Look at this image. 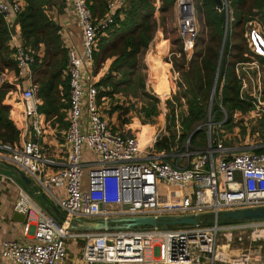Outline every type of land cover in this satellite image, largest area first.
<instances>
[{"label": "built area", "instance_id": "1", "mask_svg": "<svg viewBox=\"0 0 264 264\" xmlns=\"http://www.w3.org/2000/svg\"><path fill=\"white\" fill-rule=\"evenodd\" d=\"M69 1L81 31L82 52L68 51L64 72L69 83L67 129L62 154L56 155L44 147L47 117L40 111L43 101L34 80L35 51L22 43L10 23L25 4L23 0H0V16L10 31L9 42L17 63L13 81L6 69L0 74V86L17 87L21 107L19 120H15L19 141L0 140V163L23 172L61 212V218L56 219L37 207L21 188L15 211L26 216L23 240L0 244V264H70L69 244L77 241L83 242V248L80 262L74 264H217L227 258L218 249L221 232L229 242L237 233V241L246 238L249 243L234 264H254L251 247L264 243V221H218L222 212L264 207V152H258L264 149V143L241 150L226 144V130L223 136L220 133V128L231 122L223 96L226 76L221 72L226 42L231 40L236 22L229 1L221 0L223 6L215 8L225 22L209 122L204 126L205 144L193 147V133L171 154L157 152L155 139L142 147L138 135L115 130L101 110L98 87L85 82L84 69L94 64L99 33L114 23L111 13L115 2L98 20L92 0ZM155 2L158 12L161 0ZM175 9L182 43L177 56L184 54L190 61L199 38L195 0H175ZM254 23L245 25L246 49L234 72L240 101L255 108L252 119H264V66L259 61L264 58V31ZM174 78L178 80L179 74L175 72ZM213 99L218 110L213 107ZM217 113L223 116L222 122L213 119ZM238 114L235 112V116ZM177 136L179 140L181 135ZM209 214L215 219L206 225L75 229L80 222L92 220L201 218ZM246 232L249 234L245 237Z\"/></svg>", "mask_w": 264, "mask_h": 264}, {"label": "trees", "instance_id": "2", "mask_svg": "<svg viewBox=\"0 0 264 264\" xmlns=\"http://www.w3.org/2000/svg\"><path fill=\"white\" fill-rule=\"evenodd\" d=\"M23 1L25 2L24 9L16 18L20 33L14 32L26 47H31L34 51L39 50L41 46L45 49L42 58L39 55H35L36 64L33 67L34 80L39 86L38 95L43 101L40 111L47 118H54L57 123L64 125L65 114L62 112V109L68 105H65L63 100L68 103L69 83L68 80L64 81L62 76L68 64V53L62 44L60 28L47 14L46 6L48 0ZM228 1L234 10L237 26L243 29V33L244 27L249 21L258 18L264 20V0ZM154 3L155 0H129L127 8L113 13L114 23L99 33L94 54L95 73L97 74L100 71L107 60L114 59L107 74L97 84L100 104L103 98L114 97L122 93L126 94L129 90H132L134 78L140 71L141 57L149 49L158 29ZM202 3L198 9L203 11L206 18L207 39H201L199 36L195 53L189 62H187L186 57H183V54L180 57V61L177 58H174V61H172L179 72L183 71L182 77L185 78L184 81L189 86L187 92L184 93L187 97L188 114L182 120L183 134L178 141L174 136L164 137L156 141L155 148L158 151H169L174 144V140L181 148L187 139L192 125L202 120L205 116V109L200 105L199 99L201 102L202 100H207V95L214 81L220 47L223 41L225 18L223 14L215 9L217 6L215 0H203ZM161 4V13L166 12L175 6V0H161ZM91 8L93 13L97 15L96 7L93 6ZM100 16H103V13H100ZM10 37L8 26L4 18L0 16V74L6 69L17 73V63L13 59V51L8 46ZM162 40L163 38L157 43L160 63L155 65V70L158 73L161 65H163L161 66L163 68L168 66L167 63L162 61L165 56L161 50ZM244 43L245 39L242 35L238 59L230 62L228 57H230L231 49L228 40L222 59L221 72L225 73L226 76L223 95L224 104L231 112L251 108V104L242 103L239 99V84L234 72L235 63L243 60ZM180 52H182V44ZM261 62L264 64V59ZM43 67L42 71L37 70ZM35 74L37 78H35ZM159 76L161 77L160 73ZM159 84L160 94L166 97L167 95L161 80ZM180 85H183V79H181ZM12 88L10 85L0 86V140L16 143L19 141V131L9 118V108L3 105ZM140 89H145L143 80ZM138 90L136 88V95L139 93ZM146 96L153 99V105L151 108L145 106L142 109L145 112L146 120H151L153 117L159 115L157 106L159 101L147 93ZM117 109L123 110L122 107H116L115 110ZM175 118V111L172 109L168 123L169 131L172 127L175 128ZM153 136L154 133L151 136L147 135L146 142ZM193 137L192 140H195L194 135ZM258 152H264V149L258 150ZM49 212L53 213L51 209H49ZM210 222L209 220L208 224ZM227 222L234 223L233 221ZM227 222L221 223L228 224ZM175 227L177 226H171L170 228Z\"/></svg>", "mask_w": 264, "mask_h": 264}, {"label": "rangeland", "instance_id": "3", "mask_svg": "<svg viewBox=\"0 0 264 264\" xmlns=\"http://www.w3.org/2000/svg\"><path fill=\"white\" fill-rule=\"evenodd\" d=\"M113 1L114 0H100V7L107 8L108 4H110ZM202 2L203 0H195L197 20H198V25H199V36L201 37V39H207L206 25H205L206 18H205L203 11H200V9H198V7L203 4ZM155 16L158 21V29L154 37V41H153L154 45L152 46V48H149L148 51H146L145 54L142 55L141 57V63L139 67L140 71H139V74L134 78V86L132 90H129L126 94L122 93V94H117L114 97H108L106 100V103L104 104V107L110 109L111 113H114V112L118 113L116 117L118 116L117 120H120L121 124L122 123L124 124V121H125L126 124L132 125L133 133L138 135L140 139L142 137L144 142H146L147 135L151 136L153 133H154L155 141H158L164 137H170V136H174L175 139H177L178 141L177 133L179 135L183 134L182 120H183V117L188 114L187 97H186V94L184 93L187 92L189 86L188 84L185 83L184 81L185 78L182 77L183 71L179 72L174 63H172V68L169 67L168 74H170V77H171L170 81L172 82L170 83L171 86H170L169 94L166 97H164L160 94V84H159V81L157 80L159 78L158 71H155V73H153L152 75L151 69H149V66H147L145 62L146 59L148 58L150 61V64H152L153 61L151 62V58L152 56L155 57L156 55L155 43L160 38H163V37L169 41V45H170L169 55H167V59L170 58L172 61H174V58H177L180 61V57H178L177 55L180 53L182 43L177 33V14H176L175 6L171 10H168L162 13H161V8H160V10L156 12ZM253 22H255L254 24H256L258 28L264 31V20L263 19L258 18V19L253 20ZM245 28L246 27H244V32H245ZM242 35L244 36L243 29L238 27L237 23L235 22L233 25V34H232V37H230L231 40L228 39L229 43L230 44L232 43V48L230 50V57H228L230 62H234L238 59V51L241 46ZM221 47H223V45H221ZM245 49L246 47L244 43L243 52L245 51ZM43 52H44V48L41 46L39 50L35 51L34 55L41 54V56H43ZM164 57H163L164 61L162 60L163 62H165ZM183 57H185L184 54H183ZM155 60L158 61L159 58L155 57ZM168 63L170 64V62ZM43 69L44 67L38 68L37 70L42 71ZM175 72L179 74L178 80L177 79L175 80L174 78ZM36 74H35V78H37ZM150 75H151V78H150ZM181 79H183L182 86L180 85ZM142 80L145 84L144 90L140 89V86L142 85ZM213 85H214V81L207 95V100L205 101L202 100L201 102L199 99L200 105H202L205 109L204 118L200 120L199 122H196L195 124L192 125V128L189 130V133L187 136V139H188L194 133L195 140H192V145L195 148H199L200 146L202 147L206 141V137L204 136V128H205L204 126L209 122L208 114H209V107L211 106V99H212L211 94H212ZM136 88L139 89L138 95L135 94ZM146 93L154 98H157L159 101L157 104L158 109H159V115L156 117H153L151 120H146L145 112L142 109L145 106H148L151 108L153 105V99L148 98L146 96ZM13 96H10V97H13ZM15 98H16V101H18V95L15 96ZM11 105H13V103H11ZM116 107H122L123 110L121 109L115 110ZM213 107L215 110H218L215 99H213ZM172 109H174L177 119L175 118V128L172 127L171 130L169 131L168 123H169V116L171 115ZM226 110L229 113V119L231 118V123L220 128L221 136L224 135V130H226V135H227L225 137L226 144L237 146L241 150H247L252 146H256V145L264 143V119L259 118V117H255V119L251 118L250 114L251 112L255 110L254 107H251L250 109H246L242 111L234 110L231 112L230 109L226 106ZM235 112H238L239 114L235 116ZM214 118L216 122L223 121V116L219 113L213 116V119ZM144 121L147 123H145ZM57 140L59 142L58 145L50 146L48 144H44V147L50 153L61 155L63 151L62 141L60 138H58ZM176 144L177 143L174 140V144L171 147V149L169 151H165V153L166 154L174 153ZM154 149L157 152H163V151H158L155 148V144H154ZM86 158L91 159L89 155H87ZM239 222H248V221H239ZM248 234L249 233L246 232L244 236L246 237ZM236 238H237V233H234L233 240L229 242L224 238L222 232L219 234L218 236V243H219L218 247L219 248L218 249H219V252H223L225 254L224 259L226 257L227 258L225 262H217V264H234V260L235 258L238 257L239 253L249 247V243L248 241H246L247 240L246 238L244 242H239L237 241ZM82 248H83L82 241L72 242L69 244L70 264H74L75 262H78V261L80 262L81 255H82ZM251 256H252V260L254 264H264V243L263 242H257L252 245Z\"/></svg>", "mask_w": 264, "mask_h": 264}, {"label": "crops", "instance_id": "4", "mask_svg": "<svg viewBox=\"0 0 264 264\" xmlns=\"http://www.w3.org/2000/svg\"><path fill=\"white\" fill-rule=\"evenodd\" d=\"M10 1H15V0H10ZM114 2H115V6H114L113 12L111 13L112 15L115 11L127 8L128 4H129V0H119V2H116V0H114L111 3H114ZM23 3L25 4L24 1H23ZM110 4H108L107 8L106 7L102 8V7H100V0H92V7L93 6L96 7L97 15L94 14L95 18L98 20L104 18L105 15L108 13V9H109ZM46 11H47L48 16L60 28L62 44H63L64 49L67 51V53L69 50H72V49L77 51L78 53H81L82 52L81 31H80V28L77 24L76 16L72 10V6H71L70 1L69 0H48V4L46 6ZM100 13H103V16H100ZM16 18H17V16L12 17L10 23H11L12 29L18 34V32L20 31V28H19V25H18ZM160 40H161V38L155 43V51H156L155 57H157V58H160V56L157 52V43ZM167 41L168 40L163 37V40H162L163 43H162L161 50H162V54L166 55L164 57V59H165V63H167L168 66L163 68V67H161L163 65H161L159 67V73H160L161 77L159 76V78L157 80L158 81L161 80L162 83H163V72L167 71L168 67L172 68V64L170 62L172 60L170 58L167 59V55H169V50H170L169 41L168 42ZM153 45L154 44L152 42L150 44L149 48H152ZM8 46L11 49L10 42L8 43ZM39 57L42 58L43 56H41V54H40ZM155 57L152 56V58H151V56H150L151 62L153 61L152 64H150V61L148 58L145 61L147 66H149V69H151L152 75L156 71L155 65L156 64L158 65L160 63L159 60L158 61L155 60ZM161 59H162V57H161ZM113 60L114 59L107 60L106 63L103 64L102 68L100 69V71L97 74L95 73L94 64L92 66L91 65L87 66L84 69L85 82L89 83V84L95 83L97 86L99 81L107 74ZM240 61H242V60H240ZM259 61L264 66V64L261 62V60H259ZM168 62H170V64ZM15 74L16 73L10 71V74H9L11 77V79H9L10 81H13V79L15 78L14 77ZM150 78H151V75H150ZM62 79L64 81H67V78H66L64 73H63ZM170 80H171V77H170ZM163 87H164V84H163ZM12 90H14V91H11L13 93H9L7 95L6 99L3 102V105L9 108V110H10L9 118L13 122L16 129L18 130V126H16L15 120L19 117V112H20L21 107H20V103L18 101H16V98H15V96L18 95V88L13 87ZM164 90H166L165 87H164ZM10 96H13V97H10ZM106 100H107V97L103 98L101 100L100 106H101V110L103 112V115L109 121V123L112 125V127L115 130L120 131L126 135L135 134V133H133V126L132 125L126 124L125 121H124V124L123 123L121 124L120 120H117L118 116L116 117V115H118V113H115V112L111 113L110 109L104 107ZM63 101H64L65 105H68L67 101H65V100H63ZM11 103H13V105H11ZM66 108L62 109V112L65 114L64 120H63V122L65 123L64 125L57 123L54 118H51V119L47 118V130H46V134L44 137V144H48L50 146H56L59 143L57 140L58 138L61 139L62 144H63L64 134H65L66 129H67L66 112H65ZM152 139H154V136L150 140H152ZM15 170L16 169L11 167V166H7V165L0 163V244L3 241H8V240H23V235H22L23 223L13 220V214L15 212V204L17 201L18 192L21 188H23L27 191L32 202L37 207L41 208L42 210H45L46 212H49V209H50L49 203L47 201V200H49L48 197L46 200L43 197V195L37 191L38 188L36 186H35L36 188L35 187L31 188V187L26 186V184L23 182L19 172L16 170L18 173L17 174Z\"/></svg>", "mask_w": 264, "mask_h": 264}, {"label": "water", "instance_id": "5", "mask_svg": "<svg viewBox=\"0 0 264 264\" xmlns=\"http://www.w3.org/2000/svg\"><path fill=\"white\" fill-rule=\"evenodd\" d=\"M216 4L219 7H222L221 0H215ZM223 45V43H222ZM23 180V182L28 187H35L32 180L27 177L23 172L17 170ZM36 188V187H35ZM38 191V190H37ZM43 197L47 200L46 195L42 194ZM49 208L52 209L54 216L56 219L61 218L60 210L55 206L52 205L49 200ZM51 213V212H49ZM26 216L15 211L13 214V220L17 222H25ZM215 217L212 214L206 215L205 217H197V216H187V217H174L168 219H153V218H135V219H127V220H114L112 222L105 221V220H92V221H84L80 222L75 226L77 230H104V229H115V228H123V229H132L139 226L142 227H158V226H197V225H206L211 221L210 224L214 221ZM256 220H264V207L258 209H245V210H235L229 212H222L219 217L218 221L220 222H239V221H256Z\"/></svg>", "mask_w": 264, "mask_h": 264}, {"label": "bare ground", "instance_id": "6", "mask_svg": "<svg viewBox=\"0 0 264 264\" xmlns=\"http://www.w3.org/2000/svg\"><path fill=\"white\" fill-rule=\"evenodd\" d=\"M167 69H169V67ZM170 83H171V81H170V74H168V70L167 71H164L163 72V84H164V87L166 89L165 90L166 91V95H168L169 92H170V86H171ZM17 120H19V117L17 118ZM140 141H141L142 147H145L147 145H151L154 142V139H152V140H150L148 142H144L143 139L141 138Z\"/></svg>", "mask_w": 264, "mask_h": 264}]
</instances>
